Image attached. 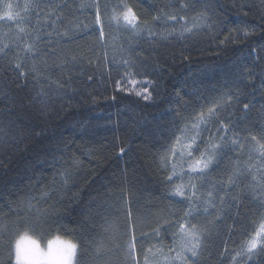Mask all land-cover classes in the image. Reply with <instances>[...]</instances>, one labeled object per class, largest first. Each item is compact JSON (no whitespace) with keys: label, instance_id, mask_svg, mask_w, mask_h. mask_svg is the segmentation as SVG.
<instances>
[{"label":"trees","instance_id":"trees-1","mask_svg":"<svg viewBox=\"0 0 264 264\" xmlns=\"http://www.w3.org/2000/svg\"><path fill=\"white\" fill-rule=\"evenodd\" d=\"M27 2L0 0V16L10 3L20 17L0 19V47L9 45L6 55L0 54V65H9L7 71H0V128L6 133V143L0 146V260L16 264L12 238L31 225L43 234L71 235L79 245L82 240L77 237L82 234L90 242L81 250L80 264H132L126 229L135 223L138 264H145V258L147 264H169L164 257H174L179 250L172 239L176 229L168 233L162 229V240L152 232L157 225L175 223L183 216L186 202L169 193L181 183L180 172H187L188 165L176 156L164 167L160 157H171L168 146L180 133L170 135V130L174 125L183 127L180 116L199 111L201 105L206 111L213 101L231 94L234 99L221 115L230 126L238 124L244 146L227 152L207 177L192 182L204 185L202 193L211 186L208 182L217 189L221 183L227 187V178L239 167L240 186L234 191L240 206L225 203L222 210L219 206L209 209L211 215L200 210L193 220L203 229L199 264H232L233 257L235 264H264V252L250 259L241 251L243 242L264 222V207L258 202L264 160L251 150L252 136L264 143L261 0H98L101 24L95 23V7H80L82 0H31L33 7L25 12ZM57 4L61 9L55 14L62 10L64 23L71 19L81 25L70 39L45 35L50 30L44 27L45 14ZM124 5L139 17L141 28L144 21L154 24L157 35H136L122 21L111 20ZM206 5L212 6L207 8L208 23L215 21L218 27H203L196 35L185 33L186 38L178 33L160 38L166 29H179L185 22L191 26L194 18L201 23L199 14ZM168 15H176L179 23L169 21ZM155 16L160 20L153 21ZM221 19L226 27L219 24ZM21 27L25 33L19 31ZM244 27L256 31L244 39L239 30ZM37 33L42 42L36 57L38 72L32 73L24 46ZM230 34L237 38L221 45L220 40ZM17 62L22 69L14 70ZM21 70L27 72L26 82L14 79ZM238 72L248 78L240 85L243 95L236 103ZM133 79L135 86L129 83ZM18 83L26 86L17 87ZM145 88L150 100L135 94ZM41 89L49 98L43 111L42 97L37 95ZM244 104L249 108L244 109ZM172 161L177 175L168 181ZM188 180L184 175L183 182ZM219 194L229 200L225 192ZM129 209L130 220L126 218ZM141 233H147V238H141Z\"/></svg>","mask_w":264,"mask_h":264},{"label":"snow or ice","instance_id":"snow-or-ice-1","mask_svg":"<svg viewBox=\"0 0 264 264\" xmlns=\"http://www.w3.org/2000/svg\"><path fill=\"white\" fill-rule=\"evenodd\" d=\"M261 3L264 4V0H261ZM65 7L67 5H64ZM235 6V4L233 5ZM33 7L31 0H28L24 5V11L27 12L29 8ZM35 7H39V5H35ZM80 7H95V23L101 24L102 17L100 14L98 0H92L91 4L87 3V0H82ZM181 7H187V5H181ZM212 7L210 5L205 6V11L199 14L201 23H196L195 18L193 19V23L191 26H188L187 22L182 24L179 29L172 28L166 29L165 32L160 33L161 39H168L169 36H173L178 33L180 38H186L185 33L190 35H196L198 31L207 27L209 29L213 27H218L216 22L208 23L207 17V8ZM220 8H223V5H219ZM243 7V5H241ZM7 11L3 13V16H0V19H7L9 21L20 19L19 13L13 11V5H6ZM57 9H61L59 4L50 8V11L45 14V25L44 27L50 28L45 32L49 38L53 37L55 34L56 37L59 38H71V34L73 32L80 31L81 25L78 23H73L71 19L64 23V17L62 10L60 14L56 15ZM213 12H215V7H213ZM245 15H247L245 13ZM54 16V18H53ZM113 21H116L118 24L123 21V24L126 28H129L133 31L134 34L140 35L142 32H147L149 37H155L157 35L155 31V25L149 24L147 21H144V26L141 28L139 24V17L133 11V9L127 5H124V8L121 13L113 12L112 17L110 18ZM167 19L169 21H177L176 15H168ZM181 20L184 17L180 18ZM160 16L153 17V21H159ZM261 21L264 22V15L261 16ZM50 22V23H49ZM59 22V24H58ZM39 23V19L37 20ZM179 23V21H177ZM219 24L226 27L224 25V21L221 19ZM83 27H87L84 25ZM194 29L197 31L194 32ZM243 32V38L247 39L250 35H252L256 29L255 27L249 30L247 27L239 29ZM21 33H25V28H19ZM232 32L237 31L236 29L231 30ZM100 36H104L103 29L100 30ZM237 37L232 36L231 34L225 36L223 40H220V44L224 45L230 40H235ZM215 39V36H213ZM42 42V37L39 33L35 36V39L32 43H28L24 46V51L28 54V59L31 64L30 71L32 73H37V60L36 57L39 55V44ZM53 41L49 39L47 44L51 46ZM8 44H3L0 47V54L5 53V49L8 48ZM54 52V49H52ZM46 55V54H45ZM9 65H0V71H7ZM23 68V64L21 62L15 63L14 70H20ZM126 75H131V73H127ZM23 78L24 81H27V72L25 70L18 71L15 80ZM248 77L245 76L244 73H237V92L235 96L236 103H239L240 95H243L242 89L240 85H242ZM91 79V77H89ZM262 81H264V73H262ZM129 83L135 85L137 83L136 80H130ZM147 83H151L148 81ZM26 86L24 84H17V87ZM117 86L119 87V82H117ZM261 87L264 88V82H262ZM147 93V89H143L142 91H136L137 96H142L144 100H150L151 94ZM39 97H42L39 101L41 105V111L45 110L48 106V96L47 93L41 89L37 94ZM35 99V98H34ZM234 99L233 95L227 94L221 96L218 100L213 101L210 107H207L206 111L204 105L200 106V110L196 111L193 109L192 113L187 116H180V123L183 124V127L179 125H174L173 130H170V135H175V132H179L180 135L175 137V142L168 146V152L171 153V157L167 154L162 155L161 162L164 167L169 165V162L172 157L179 156L181 161L187 162V172L181 170L180 177L181 183L175 184L170 191V196L172 197H180L181 202H186V207L183 212V216L180 217L175 223L171 221H165L164 224H167L168 227H165L164 224L157 225L152 232V235L157 239H163L164 235L162 234V229L164 233H168L172 229H176V231H172V239L173 244L178 246V251H176V255L173 256H165L164 259L169 262V264H173L174 261L179 260L181 264H199V257L201 255V249L204 244L203 240V229L198 227L196 223H193V220L201 215V209L203 210V214L211 215L209 209H216L218 206L221 207L225 203H228L230 207L239 208V197L235 193L234 189L238 188L240 185L237 183V179L239 175L242 174V170L239 167L233 171V173L227 178V187L221 183L219 189L213 182H208L211 186L206 192H200V188L204 187L203 184L199 186L192 181L194 179L207 177L211 170L212 166L218 162L219 159L226 155L227 152H235L238 149L243 148V143L241 140L243 138L239 135L238 124L236 122H231V126L224 122L225 117L221 115V113L226 109L228 102H231ZM244 109L249 108V104L243 105ZM205 134H207V139H205ZM6 133L4 129L0 128V146L6 143L5 140ZM217 138L219 142H217ZM252 140L255 141V145L252 147V152L258 154L261 160H264V143H261L256 136H252ZM204 145L203 150H201V145ZM124 150L121 149V152ZM199 153V158L195 157V154ZM249 168L252 165L248 166ZM177 175V164L176 162H171V173L166 177L168 181H172L173 178ZM187 175L189 180L187 183L183 182V176ZM63 177L67 176V172L62 173ZM253 179L256 180V176H253ZM64 183H67V179L63 180ZM260 194L258 197V202L261 207H264V182L258 181ZM223 191L226 195L229 196V200L226 201L224 196H221L219 193ZM255 193V188L253 189ZM219 201V205L217 204ZM34 207V205H33ZM132 217L131 210L129 209L126 213V218L129 220ZM264 219V216H262ZM135 223L130 224V226L126 229V234L128 236V254L131 257L132 264H138L136 259L137 253V243L139 242V238H137L135 234ZM65 231H68L65 228ZM73 234L74 233H70ZM147 233H141V238H147ZM78 239L82 240V243L79 245L77 250H74L73 255L75 258V264H80V257L82 255V249L85 243L90 241L84 239L81 234ZM174 250V249H173ZM99 251V249H97ZM241 251L247 255L250 259L253 256L258 255L259 253L264 252V222H262L259 226V229L255 231V234L252 235L248 240L243 242ZM237 255H241V252H237ZM23 255L21 253L20 248L17 246L15 252V259L17 262L23 259ZM8 259H11V253H9ZM0 264H4L2 260H0ZM30 264H42V261L39 257H33L30 260ZM46 264H61V262L55 257H50L47 259ZM145 264H147V258H145ZM232 264H235V257L232 258Z\"/></svg>","mask_w":264,"mask_h":264},{"label":"clouds","instance_id":"clouds-1","mask_svg":"<svg viewBox=\"0 0 264 264\" xmlns=\"http://www.w3.org/2000/svg\"><path fill=\"white\" fill-rule=\"evenodd\" d=\"M17 246L24 257L18 264H30L33 257H39L42 264H46L50 257H55L61 264H75L73 252L79 248V243L73 236L62 232L43 234L33 230L31 225H25L12 238L15 252Z\"/></svg>","mask_w":264,"mask_h":264},{"label":"rangeland","instance_id":"rangeland-1","mask_svg":"<svg viewBox=\"0 0 264 264\" xmlns=\"http://www.w3.org/2000/svg\"><path fill=\"white\" fill-rule=\"evenodd\" d=\"M123 22V21H122ZM133 85V84H132ZM135 86V85H134ZM134 88V87H133ZM13 251H14V256H15V250L13 249ZM15 263L16 264H18V262L16 261V259H15Z\"/></svg>","mask_w":264,"mask_h":264}]
</instances>
